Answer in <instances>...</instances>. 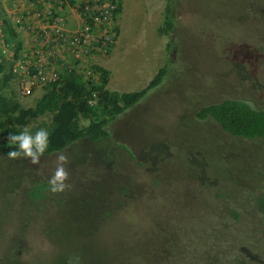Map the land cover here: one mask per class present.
I'll list each match as a JSON object with an SVG mask.
<instances>
[{
	"label": "trees",
	"instance_id": "16d2710c",
	"mask_svg": "<svg viewBox=\"0 0 264 264\" xmlns=\"http://www.w3.org/2000/svg\"><path fill=\"white\" fill-rule=\"evenodd\" d=\"M258 1L263 9L264 0ZM166 2L167 14L162 33L170 36L167 48L169 59L177 51L172 36L177 22L171 14L174 0H166ZM27 3L31 7L21 12L20 24L12 20L4 8L2 12L0 10V28L6 38L4 45L8 54L10 51L14 52L10 59V56L0 49V196L12 201L18 194L17 190L23 187L27 199L35 203V217L45 215L48 210L42 204H53L47 182L55 170L57 155L68 156L70 163L66 168L69 171V180L72 182L70 188H74L92 166L87 157L95 150L105 154L108 152L107 149L112 147V157L105 162L101 157L100 163L95 162L93 166L101 171L97 179L100 187H106L112 182L116 185L115 190L109 195L95 196L96 201L93 204L96 209L105 208L108 206L107 203L101 204L100 201L111 197L112 206L106 207L105 213L101 216H86L84 204L90 202L86 199H73L68 202L69 207L60 217L64 218L65 224L71 223L68 228L63 226L59 217L49 221L47 216L48 221L45 220L46 230L41 234V238L55 240L53 241L58 248V258H60L58 264H99L98 260L83 261L81 251L87 247L82 236L83 227L96 220H100L105 227L110 224L112 228H119V231L127 229L128 226L133 228L135 225H140V221L120 219L118 216L120 213L115 212L114 209L120 207L126 209L138 205L145 211L148 210L161 198L160 192L165 186L163 180L173 176L186 177L192 182L189 188L194 192L193 196L196 200L193 205L198 211L212 209L209 212L210 218L198 219L197 213L193 218L183 216L179 218L172 212L170 215L174 219H179V226L183 229L177 232V228L168 225L171 230L167 231L165 225L162 226L164 229L161 227L158 230H141L139 237L135 236L132 248L121 252L123 257L120 264H135L138 260L141 264L142 262L145 264L147 262L150 264H232L233 262L264 264V254L262 256L258 252L263 247L262 240L264 243V230L260 229V226H264V218L256 222L252 221L253 223L246 221L247 217L251 216L264 217L263 188L259 189V193L258 190H248L247 193V189L239 187L236 181L228 178L225 173L223 182L219 179L215 182H207L202 175H193L191 169L194 171V164L186 169L173 168L170 170L171 174L165 172L162 176L156 165L153 164V167L148 165L146 153L135 150L133 152L129 147L130 144L120 137L121 133L113 126L119 115L125 113L119 122L127 119L129 109L163 83L172 71L175 58L181 55L182 51L161 68L145 88L131 93L108 89L112 73L104 64H93L90 67L91 72L84 74L80 66L83 61L80 58L75 60L74 54H71L70 59L56 63L58 66L55 71L59 79L42 82L38 76L51 71L48 70L47 64L40 61V54L37 56V53L42 52L50 32L53 36L59 37L61 34L59 26L69 24L65 11L69 8L76 9L82 20L81 25L90 27L91 34L96 35L97 40L91 42L88 55L108 57L112 55L110 48L115 47L116 39L120 36L117 23L122 13V0H79V2L27 0ZM105 3L112 6L109 16L103 15L105 9L102 4ZM216 8L211 12L212 14ZM241 14L234 16V20L243 18L246 21V26L242 29L243 33L238 38L243 51L235 54L231 61L237 83L239 80L240 86L248 84L247 91L245 90L244 96L238 94L227 96L212 101L204 107H197L192 101L187 100L183 103L187 110L184 120H189L188 115H190L192 120L204 124L208 129L213 130L214 134L226 135L236 140L242 139L246 143L257 141L264 147V102L257 97L261 98L258 87L259 76L254 68V64L258 62V52L264 51V21H257L254 18L249 21L246 14ZM110 22L114 23L113 30L108 24ZM23 31L28 32L26 41L22 40ZM234 31L236 30H228L225 39L231 37ZM107 34L112 36L111 40H107ZM80 44L82 49L86 47L82 41ZM44 49L43 55L53 61L54 52L57 51L56 46L50 44ZM25 54L28 56L25 57ZM22 65L26 71L20 73L19 67ZM179 67L180 65L176 69L177 72ZM22 78L35 80L29 95L21 93ZM14 82L19 86L20 92L14 87ZM39 88L45 90L43 95H40L36 101L34 99L30 101V98L36 96ZM22 100L30 101L31 104H25ZM193 107L197 108L193 110ZM25 127L33 134L40 128L46 129L50 134L49 148L41 157L39 165H32L23 157L12 160L6 155L10 150L7 145L9 132L18 133ZM86 151L88 156L83 155ZM128 159L134 165L133 170H129ZM136 165H138L137 169ZM85 167L87 170L75 177ZM142 172L146 173L147 177H141ZM130 183H133V188H137L136 191L132 192L131 187L128 186ZM216 184L219 186L215 187ZM137 192H142L145 199L140 201L141 196H137ZM222 201L224 203L219 205L218 203ZM0 204L6 203L0 202ZM213 215L216 216L215 221ZM20 216L21 218L16 215L13 220L17 233L7 237V241L12 239V249L9 253H5L4 264H30L35 238L28 234L32 229V221L27 215ZM257 232L261 234L255 238L254 234ZM256 241L259 242V246L255 245ZM18 242L25 245L20 246ZM177 250L179 257L176 255ZM237 250V254L233 255ZM43 253L47 254L48 251L43 250ZM141 254L143 257H140ZM112 256L115 258L116 254L112 253ZM164 258L166 261L163 260ZM104 261L107 262V258ZM116 261L118 262L117 257Z\"/></svg>",
	"mask_w": 264,
	"mask_h": 264
},
{
	"label": "rangeland",
	"instance_id": "374dc122",
	"mask_svg": "<svg viewBox=\"0 0 264 264\" xmlns=\"http://www.w3.org/2000/svg\"><path fill=\"white\" fill-rule=\"evenodd\" d=\"M12 1L16 2L13 5L18 8V10L14 9L15 11L23 12L31 7L28 6L27 0H22L20 3L18 0ZM77 1L79 2V0ZM2 3L0 2L1 12L3 7H9L7 0H2ZM122 6V13L117 23L120 36L119 39H116V46L110 48L112 50V90L131 93L145 88L161 68L174 59L180 51L182 54L175 58L172 71L169 72V76L163 83L129 109L127 119L119 122L124 113L113 122L115 129L121 133L120 137L130 144L129 147L133 152L135 150L146 153L148 165L151 167L153 164L156 165L162 176L165 172L171 174L170 170L173 168L186 169L194 164V171L191 169L193 175H202L207 182H215L216 179L223 182L225 173L228 178H233L239 187L247 189V193L250 190H258L259 193L260 188L264 189V147L257 141L246 143L242 139L236 140L226 135L214 134V131L208 129L204 124L192 120L190 115H188L189 120H184L187 110L183 104L190 100L197 107H204L212 101L227 96L236 94L244 96L249 85L240 86L239 80L237 83L231 59L235 54H240L243 51L238 38L243 33L242 29L246 26V21L243 18L235 21L234 16H240L243 13L249 17V21L251 18L264 21V8H261L259 1L174 0L171 14L176 18L177 24L172 36H174L173 41L177 51L170 56L171 59H168L167 52L170 36L162 33L165 25L166 0H122ZM214 8L216 9L212 14ZM9 12L12 10L9 9ZM65 12L69 26L79 27L82 24L80 14L76 9L69 8ZM8 15L13 19L12 15ZM108 24L113 30L114 23ZM59 28L62 27L59 26ZM228 30L236 31L232 32L231 37L226 40L225 36ZM21 36L22 40L26 41L28 32L23 31ZM48 36L52 40L55 39L52 32ZM91 38L97 40L96 35ZM106 38L111 40L112 36L107 34ZM257 56L258 62L254 64V68L259 76L258 87L261 98L257 94L256 96L264 102V51L258 52ZM44 58L48 57H43L42 60ZM70 58L71 56L63 53L60 57L58 56L56 62L50 60L47 65L49 69L54 70L58 66L56 64L58 61ZM102 58L92 54L82 56L83 63L80 66L83 73L91 72L90 67L93 64L107 66L106 60H104L107 57ZM178 65L180 67L177 72ZM15 83L14 87L19 91V86ZM25 85H29L28 81L25 82ZM37 91L36 96L30 98V101L33 99L36 101L45 92L43 88H39ZM22 101L25 104H31L30 101ZM197 107H193V110ZM134 109L137 110L132 112ZM107 150L108 152L105 154L100 150H95L92 155L87 157L92 166L88 170L87 167L82 168L75 175L77 177L78 174H83L87 170L84 178L78 184L75 183L74 188L66 189L60 193L51 192L50 200L53 204H42L48 210H44L46 211L45 215L35 217V203L27 199L23 187L17 190L18 194L12 201L0 196V202L6 203L0 204V264H4L5 253H9L12 249V239L7 241V237L17 233V228L13 224L16 215L19 218H21L20 215H27L28 219L32 221V229L28 234L35 238L32 244L34 251L30 264H58L60 258H58L59 251L55 240L41 238V234L46 230L45 220L51 221L52 218H60L69 207L68 202L73 199H86L90 202L84 204L86 216H101L105 213L106 207L112 206L111 197L100 201L101 204L107 203L108 206L105 208L98 207L96 209L93 204L96 201L95 196L109 195L116 188L113 182L106 187H100L97 179L101 175V171L93 167L95 162L100 163L101 157L104 158V162L112 157V147ZM83 155L88 156V152L86 151ZM128 165L129 170H133L134 165L131 160L128 161ZM103 166L106 168L105 165ZM137 168L138 165H136ZM227 168L230 170L226 171ZM180 173L188 174L187 172ZM140 176L147 177V174L142 172ZM163 181L165 186L160 192L161 198L155 201L148 210L145 211L138 205L126 209L123 207L114 209L115 212L120 213L118 214L120 219L126 218L132 222L133 220L140 221V225H135L133 228L128 226L127 229L119 231V228H112L110 224L105 227L100 220H96L84 226L82 236L87 247L81 251L83 261L98 260L99 264H120L123 257L121 252L132 248L135 236L139 237L142 233L141 230H158L166 225L168 231L171 230L167 227L169 225L177 228L176 231L180 232L183 228L179 226V219H174L170 215L172 212L179 218L180 216L193 218L197 214L198 219L210 218L211 213L209 212L212 209L198 211L197 207L193 205L196 200L193 196L194 192L189 188L192 182L188 178L173 176ZM69 184H72L70 180ZM128 186L131 187L132 192L137 190L136 187L133 188V183ZM218 186V184L215 185V187ZM136 194L141 196L140 201L145 199L142 192ZM223 203L222 201L218 204ZM234 205L237 206V204ZM263 218V216L262 218L251 216L247 217L246 221L253 223L252 221L256 222ZM60 219L64 227L71 225V223L65 224L64 218ZM215 220L216 216L213 215V221ZM119 224L122 226L120 221ZM241 229L244 231L243 228ZM260 229L263 231L264 226H260ZM259 234L261 232L255 233V238ZM18 244L25 245L20 242ZM255 245L259 246V242ZM262 245V249L258 252L263 256V240ZM43 250H47L48 253L44 254ZM237 252L238 250L233 255ZM112 253L116 254L118 262ZM176 255L179 257L178 250ZM140 257H143L142 254ZM105 258H107V262L104 261ZM163 260L166 261L165 258ZM142 263L145 264V262ZM135 264H141V262L138 260Z\"/></svg>",
	"mask_w": 264,
	"mask_h": 264
},
{
	"label": "clouds",
	"instance_id": "9594fccd",
	"mask_svg": "<svg viewBox=\"0 0 264 264\" xmlns=\"http://www.w3.org/2000/svg\"><path fill=\"white\" fill-rule=\"evenodd\" d=\"M0 2L2 3V0H0ZM10 2H12V4H10ZM13 4V1L10 0L8 1L9 7H3L7 14H10L9 9H14ZM10 15H12V13ZM4 40H6V38L4 37V31L0 28V49L3 53H6L8 56H10L11 59L14 55V52L10 51L9 54L7 53L6 46L4 45ZM49 135V132L44 128L38 129L34 134L30 132L27 127H25L18 133H13L10 131L7 137V145L9 146L10 150L7 151L6 155L9 159L12 160L23 157L28 159L30 164L39 165L41 157L49 148ZM69 163L70 161L68 156L64 154L57 155L55 170L47 182L49 191H51L52 193L64 192L66 189L71 187V185L67 183V181L69 180V171L67 170L66 165H68Z\"/></svg>",
	"mask_w": 264,
	"mask_h": 264
},
{
	"label": "built area",
	"instance_id": "2783aa9c",
	"mask_svg": "<svg viewBox=\"0 0 264 264\" xmlns=\"http://www.w3.org/2000/svg\"><path fill=\"white\" fill-rule=\"evenodd\" d=\"M18 2H22V0H18ZM13 3H16L15 1H13ZM14 7V5H13ZM102 7L105 9L103 12L104 16H109L110 14V10H112V6L111 4L105 3L102 4ZM15 10H18V8L14 7ZM14 9H12V12H10V14L12 13L13 16V20L16 21L18 24H20V20H21V12L15 11ZM62 28H60L61 30V34L59 37L55 36V39L52 40L51 37H47V40L43 46V52H44V48H46L48 45L50 44H54L56 46V52H54V59L53 61L56 62L58 56L60 57L61 54L66 53L69 56H71V54L75 55V59L77 58H82V56H86L89 53V47L91 42H93L95 39L91 38L93 35L90 32V27L88 26H83L80 25L79 27L76 26H69L67 25H60ZM19 27V26H18ZM81 41L86 44V47L84 49H82L81 47ZM101 48H99L100 50ZM43 52H38V54H40V61H42L43 63L47 64L50 62L49 58H44V60H42L43 57H46L43 55ZM28 56V54H25V57ZM46 60H48V62H46ZM82 60V59H81ZM48 67V65H47ZM56 68V67H55ZM54 70L49 69L48 70L51 71V73H47V74H40L38 76V79L41 80L42 82H53L57 79H59L58 73ZM20 73L25 72L26 69L24 68V66H20L19 67ZM19 73V71H17ZM55 77V78H54ZM28 81L29 85H25V82ZM21 93L23 95H29L31 94V87H32V83L35 82V80L33 79L32 81L28 80L27 78H22L21 80Z\"/></svg>",
	"mask_w": 264,
	"mask_h": 264
},
{
	"label": "crops",
	"instance_id": "0c3cea01",
	"mask_svg": "<svg viewBox=\"0 0 264 264\" xmlns=\"http://www.w3.org/2000/svg\"><path fill=\"white\" fill-rule=\"evenodd\" d=\"M117 44V43H116ZM116 44H115V46H116ZM112 54V53H111ZM102 58V57H101ZM104 60H106V67L108 68V70H110L111 71V73H112V55H109L107 58H105ZM118 86H120L119 85V83H118ZM108 89H110V90H112V74H111V78H110V82H109V85H108Z\"/></svg>",
	"mask_w": 264,
	"mask_h": 264
}]
</instances>
